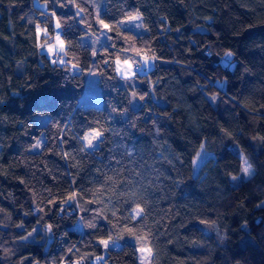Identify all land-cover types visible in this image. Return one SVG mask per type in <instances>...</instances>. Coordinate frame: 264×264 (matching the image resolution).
I'll return each mask as SVG.
<instances>
[{"label":"trees","instance_id":"obj_1","mask_svg":"<svg viewBox=\"0 0 264 264\" xmlns=\"http://www.w3.org/2000/svg\"><path fill=\"white\" fill-rule=\"evenodd\" d=\"M34 1L0 0V264H97L110 236L119 246L100 264H139L142 246L149 264H264V0H104L112 40L94 50L78 41L96 31L92 0H39L47 13ZM50 11L67 66L39 50L35 23L52 36ZM136 12L147 32L118 24ZM131 47L157 59L125 80L114 61ZM85 93L100 104L80 106ZM33 113L49 118L40 126ZM92 129L102 143L86 149ZM239 153L252 173L231 185ZM43 225L54 235L45 256Z\"/></svg>","mask_w":264,"mask_h":264},{"label":"snow or ice","instance_id":"obj_2","mask_svg":"<svg viewBox=\"0 0 264 264\" xmlns=\"http://www.w3.org/2000/svg\"><path fill=\"white\" fill-rule=\"evenodd\" d=\"M57 0H53V3H56ZM59 7L63 8L65 7V4L60 3L58 5ZM84 11V8L80 7L79 5H76V12L73 13L72 15L74 17L79 16L80 13H82ZM52 16H56V12L53 11L52 12ZM96 20L100 26V30H101V35H106L107 33L111 32L113 30V25H111L110 23L106 22L105 19L100 18L99 12H97V16H96ZM132 21H141V23L136 24V27L139 29L142 27V14L139 12H136L135 14L132 15H128L127 18L125 20H121L118 22L119 25L121 26H127V24L129 22ZM31 22V21H30ZM77 23H80V20L76 21ZM62 29V24H61V20L59 18H57L55 20V24L53 26V30L57 31V34L55 36V41L56 43L51 44V43H47V41H45L44 44L41 45L42 48H46L47 52L53 56V57H58V59H53L52 63L56 64H63L65 66L70 64V61H67L64 59L65 56H67V52L65 51V41L63 39H61V35L60 32L58 30ZM36 33L40 34L43 33L45 36L48 35V27H44L43 29L40 27L39 24L36 25ZM109 40H112L111 36L107 37ZM124 39L128 40L131 39L130 37H125ZM97 42H99V37L97 38ZM112 47H114L115 45H111ZM124 52H133L134 56L131 57H126L122 62L120 60V57L117 56L114 63L116 65V72L118 73V75L121 76L122 79L125 80H131L133 77L137 76V71L134 70V65L136 66L137 69L144 67V66H148L150 62L155 61L157 59V57L155 56V54H149V51L146 50H142L140 48H135V47H131L128 49H123ZM93 55H96L95 52L92 53ZM226 56H231L233 55L231 52H227L225 53ZM105 63H108V61H105ZM73 69L76 67L75 65L71 66ZM136 93L133 92V96H135ZM140 99H144L143 96H140ZM213 99H215V97H213ZM102 136L103 133L101 131H99L98 129H93L90 132H86L82 139L83 141L86 142V147L88 148H92L95 149L97 144L102 143ZM264 139V138H261ZM96 141V144H94L93 142ZM34 147H39V143H37L36 145H34ZM203 147V146H202ZM83 150V149H82ZM67 155V154H66ZM241 159V168L240 171L241 173H243L244 175H250L251 174V164L248 163L247 159L243 156L240 157ZM233 180H236L237 177L233 176L232 177ZM76 199L75 194H72L68 197L69 201H74ZM67 201H62V203H66ZM90 203H92L90 201ZM82 211H88V209H82ZM142 213H143V209L140 208L139 206H137L136 209L133 210V219H135L136 217H141L142 218ZM203 222V221H202ZM22 226V225H21ZM93 226L94 225H90ZM52 228L51 225H48V230L50 231ZM35 231V229H33V232ZM126 231L135 236L137 240L143 241L146 239V237L144 236H139L136 235V232L133 228H127L126 227ZM29 236L32 235V233L28 234ZM28 237H23V239H27ZM115 241L112 240L111 236L108 239H100L99 240V245H102L105 249L109 248L111 244H114ZM69 251H71V249H69ZM140 253L142 254V259H141V264H148V257L152 255V250L146 246H142L139 249ZM96 261L97 264H100L101 261H103V257L101 256H96ZM74 264H80V261L77 260L74 262Z\"/></svg>","mask_w":264,"mask_h":264},{"label":"rangeland","instance_id":"obj_3","mask_svg":"<svg viewBox=\"0 0 264 264\" xmlns=\"http://www.w3.org/2000/svg\"><path fill=\"white\" fill-rule=\"evenodd\" d=\"M36 4H34L33 6H37V8H40L41 10L45 11L46 13L48 12V10L46 9V4L44 2H40L39 0H35ZM92 3H93V7H94V22H95V25H96V31H94V33L92 32H88L86 34H83L79 37L78 41H79V44L80 45H86V46H89L92 50H94L98 44L100 43L101 40H107L108 38V33L106 35H101V30H100V26L96 20V16H97V12H99V15L100 13L102 12V10L104 9V0H92ZM39 6V7H38ZM67 9L70 8V2H67V6H66ZM51 15H52V12L50 11ZM122 20H125V19H122ZM52 25L54 26L55 24V18L53 16V20H52ZM138 23H141V21H132V22H129L127 24V26H122L124 28H127V29H131L137 33H141V32H147V29L146 27L142 24V27L141 28H137L136 27V24ZM39 24V23H35V28H36V25ZM40 27L43 29L44 27L41 26V24H39ZM60 32V35H61V30H58ZM49 34V33H48ZM57 34V31L56 30H53V35L52 36H45L43 33H40V34H37L36 33V38H37V43H38V46H39V50L41 53L45 54V56L50 60V62L52 63V60L54 59L53 56H51L46 48H42L41 45L45 43V41H47V43H51V44H54L56 43L55 41V36ZM42 37H45L44 39ZM99 37V42H97V38ZM61 39L62 36H61ZM131 57V55L129 56ZM223 58L227 61H229L230 59V56H223ZM58 59V58H57ZM65 59V57H64ZM125 59V58H124ZM124 59H120L121 62L124 60ZM59 64V63H58ZM154 66V61L150 62L148 66H144V67H141L139 69L136 68V66L134 65V70L137 71V73H145L147 70H149L150 68H152ZM229 69H232L233 68V64H229ZM115 69H116V65H115ZM116 71V70H115ZM117 73V72H116ZM118 74V73H117ZM119 77H121L120 75H118ZM217 85L220 87V88H224V85H225V82L224 80L223 81H218L217 82ZM92 104H95V105H99L100 104V100L99 98L95 97L93 94H89V93H85L80 101H79V105L80 106H89V105H92ZM32 117L33 119L35 120L36 124L38 125H44L46 123V121L48 120L49 118V114L48 113H33L32 114ZM93 130V129H92ZM92 130H89L87 132H90ZM86 133V132H85ZM84 133V134H85ZM83 134V135H84ZM83 137V136H82ZM81 137V140L83 142V145L86 149H92V148H88L86 147V142L83 141ZM44 140H45V137H44V133L42 132L41 135L37 138V140L31 145L30 147V151L32 152H38L43 143H44ZM37 143H39V147H34V145H36ZM94 144H96V141L93 142ZM207 152H205L204 150H202L200 152V155L198 156V160H197V165L202 161V159L206 156ZM243 156V154L239 153V157ZM244 157V156H243ZM241 160V159H240ZM196 165V164H195ZM251 173H252V169H251ZM233 176H236L237 179L236 180H233L232 177ZM230 177V184L231 185H236L238 183H240L243 179H245L246 177H248L249 175H244L243 173H241V171L236 174V175H233ZM257 206H264V199L262 201H260L258 203ZM137 207H134L131 209L130 213L131 215L133 216V210L136 209ZM33 229H35V231L33 232V230L29 231L24 237H28L27 239H23V240H27V241H33V240H36V237H35V232L38 230V227H34ZM210 232L215 235L217 238H219V234H218V230L217 228H212L210 230ZM29 233H32L31 236H29L28 234ZM116 245H119L118 243H114V244H111L110 247H113V246H116ZM103 251L100 255L98 256H101L104 258L105 254H106V251L107 249H105L103 246ZM149 248V247H148ZM140 248H138L136 251H137V261L139 264H141V259H142V254L140 253L139 251ZM150 257H148V264L150 262ZM96 258V257H95ZM95 262L96 259H94ZM34 264H42V263H38V262H35ZM80 264H82V262L80 261Z\"/></svg>","mask_w":264,"mask_h":264},{"label":"water","instance_id":"obj_4","mask_svg":"<svg viewBox=\"0 0 264 264\" xmlns=\"http://www.w3.org/2000/svg\"><path fill=\"white\" fill-rule=\"evenodd\" d=\"M223 65L226 66L227 65V62H223ZM42 229L44 231V246H43V252H42V255L45 256L46 253L48 252V249L51 245V243L53 242V239H54V235L52 233V231L48 230V226L47 225H43L42 226Z\"/></svg>","mask_w":264,"mask_h":264},{"label":"crops","instance_id":"obj_5","mask_svg":"<svg viewBox=\"0 0 264 264\" xmlns=\"http://www.w3.org/2000/svg\"><path fill=\"white\" fill-rule=\"evenodd\" d=\"M35 2H36V1H34V4H36ZM38 7H39V6H38ZM118 246H119V245H116V246H113V247H109V248H114V247L117 248Z\"/></svg>","mask_w":264,"mask_h":264},{"label":"built area","instance_id":"obj_6","mask_svg":"<svg viewBox=\"0 0 264 264\" xmlns=\"http://www.w3.org/2000/svg\"><path fill=\"white\" fill-rule=\"evenodd\" d=\"M101 44H104V42L103 41H101ZM58 57H54V59H57Z\"/></svg>","mask_w":264,"mask_h":264}]
</instances>
